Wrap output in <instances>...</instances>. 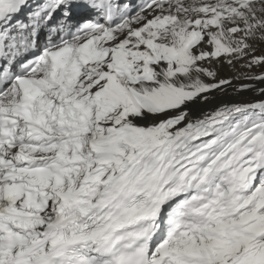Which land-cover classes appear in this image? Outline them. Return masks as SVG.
I'll use <instances>...</instances> for the list:
<instances>
[{
  "label": "snow or ice",
  "instance_id": "snow-or-ice-1",
  "mask_svg": "<svg viewBox=\"0 0 264 264\" xmlns=\"http://www.w3.org/2000/svg\"><path fill=\"white\" fill-rule=\"evenodd\" d=\"M0 264H264V0H0Z\"/></svg>",
  "mask_w": 264,
  "mask_h": 264
},
{
  "label": "rangeland",
  "instance_id": "rangeland-1",
  "mask_svg": "<svg viewBox=\"0 0 264 264\" xmlns=\"http://www.w3.org/2000/svg\"><path fill=\"white\" fill-rule=\"evenodd\" d=\"M250 93L249 94H246L244 97H237V98H239V99H247V98H249L250 97Z\"/></svg>",
  "mask_w": 264,
  "mask_h": 264
},
{
  "label": "bare ground",
  "instance_id": "bare-ground-1",
  "mask_svg": "<svg viewBox=\"0 0 264 264\" xmlns=\"http://www.w3.org/2000/svg\"><path fill=\"white\" fill-rule=\"evenodd\" d=\"M221 75H225V76H226V75H229V73H228L227 71H223V72L221 73ZM236 99L239 100V98H237V97H236Z\"/></svg>",
  "mask_w": 264,
  "mask_h": 264
}]
</instances>
